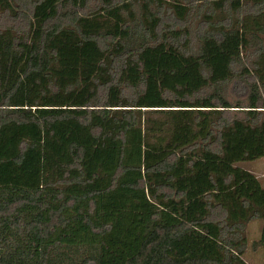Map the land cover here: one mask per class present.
Listing matches in <instances>:
<instances>
[{
	"label": "trees",
	"instance_id": "trees-1",
	"mask_svg": "<svg viewBox=\"0 0 264 264\" xmlns=\"http://www.w3.org/2000/svg\"><path fill=\"white\" fill-rule=\"evenodd\" d=\"M261 158L264 0H0V264H249Z\"/></svg>",
	"mask_w": 264,
	"mask_h": 264
},
{
	"label": "rangeland",
	"instance_id": "rangeland-1",
	"mask_svg": "<svg viewBox=\"0 0 264 264\" xmlns=\"http://www.w3.org/2000/svg\"><path fill=\"white\" fill-rule=\"evenodd\" d=\"M237 166L254 174L264 187V158L254 162L240 163ZM261 227L262 223L260 221H252L247 226L246 238L248 245L244 259L249 264H264V250L255 245L260 239Z\"/></svg>",
	"mask_w": 264,
	"mask_h": 264
}]
</instances>
